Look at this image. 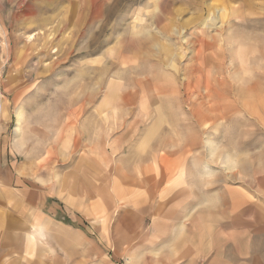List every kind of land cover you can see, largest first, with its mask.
I'll list each match as a JSON object with an SVG mask.
<instances>
[{
  "label": "rangeland",
  "instance_id": "rangeland-1",
  "mask_svg": "<svg viewBox=\"0 0 264 264\" xmlns=\"http://www.w3.org/2000/svg\"><path fill=\"white\" fill-rule=\"evenodd\" d=\"M0 264H264V0H0Z\"/></svg>",
  "mask_w": 264,
  "mask_h": 264
}]
</instances>
